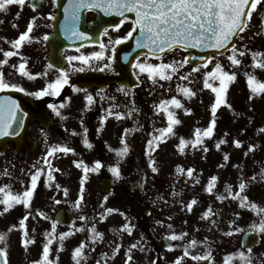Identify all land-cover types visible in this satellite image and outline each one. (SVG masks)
<instances>
[{"label": "flooded vegetation", "instance_id": "af4514ba", "mask_svg": "<svg viewBox=\"0 0 264 264\" xmlns=\"http://www.w3.org/2000/svg\"><path fill=\"white\" fill-rule=\"evenodd\" d=\"M17 13H20L18 18ZM56 14L57 0H39L38 4H35L34 0H26L23 6L14 2L7 5V11H0V21H2L0 22V49L11 50L10 44L6 40L11 41L17 38L20 33L26 30L30 19L34 18L32 43H26L20 51L28 61L29 72L48 73L46 77L39 76L31 80L21 76L16 69L11 67V65H18L21 62L19 57L13 56L8 58L7 64L3 66L7 81L22 86L26 92H34L54 80L58 76L56 71L58 68L65 69L70 73L69 83L64 86L59 96L47 95L38 99L25 92L15 90L0 92V98L10 96L17 102L20 106L18 115L23 116V127L19 129L21 134L18 142L16 144L9 142L0 157L8 156L13 160H29L30 164L42 168L46 149L51 145L67 144L76 149L75 155L69 153L59 157V153H57L54 157H49L51 164L61 166L63 171L52 173L54 180L51 182V186H47L49 183L47 181L48 170L44 172L38 180V187L29 208L26 209L23 204H16L23 207L21 211L30 212L32 209V212L36 213L33 214L35 222L29 227L28 235L35 239V243H32V249L35 250L32 251L29 247L30 244L27 248L22 246V239L27 237L23 235L18 222L17 241L21 244V250L17 251L10 243H0V248H4L7 252V264H33L34 261H40L43 245L47 242L45 232L52 231L51 225L53 222H57L56 215L61 210L67 211L74 220L69 227L66 224L57 223L56 238L50 246L51 264H75L72 258L73 250L81 241L85 243V255L80 260V264H96L98 260L100 264H125L129 246L138 240L140 243L131 252L133 260L130 264H153V262L155 264H173L177 257L182 256L185 245L193 239L199 243L191 248L190 252L203 255L207 251V245H210L213 264L222 263L226 257L236 251L244 252L241 249L237 250L235 245L228 247L225 240L222 245L218 243L216 241L217 233L213 236L206 235V232L202 234L203 225L213 224L210 220L201 219L202 191L200 184L197 183L196 172L191 178L186 173V170L191 168L187 164L198 161L196 148L189 144L181 152L178 147L181 137L186 141L194 140L195 129H202L201 112L199 108L191 109V114H185L183 94L178 93L176 88L177 84L183 83L176 80L180 74L174 75L171 81H157L154 85L146 74H139L138 70L132 67L133 77L124 78L128 83H122L121 79L119 80L121 70L113 61H111V68L104 71H99V68L106 61H92L91 67L84 66L85 71L73 72L67 60L68 56L98 51L100 43L107 45L106 56L113 55V46L109 44V39L125 36L132 29V24L129 20H125L118 31L107 28L108 33L105 35L102 30L100 36L96 35L89 44L73 49H58L48 41L53 34L52 23ZM49 16L53 18L49 19ZM96 17L97 13L94 11L87 12L85 15L87 23L93 22ZM14 24L17 27H13ZM86 30H90L88 25ZM44 35L49 37L48 40H43ZM174 55L179 57L178 60L184 57L183 53L175 51L167 54L164 57V62H171L170 56ZM4 59L3 52L0 51V60ZM144 59L140 58L141 62ZM148 62L159 63L160 61L149 58ZM73 63L77 67L80 66L78 61ZM49 64L52 65V68L47 67ZM184 68L185 66L182 69ZM119 88H124L129 95L126 97L122 92L117 91ZM74 89L76 90L74 91ZM86 94H92L95 100V103L88 108L85 107ZM101 96L104 98L101 99ZM173 96L181 100L184 105V108L175 109L176 118L181 123L174 126L175 134L168 135L166 141L159 143V147L150 156L147 141L152 139L153 135L158 134L156 129L167 127L165 114L158 113L153 106L159 104L161 100L171 99ZM49 104L57 106L64 104L65 107L60 109L61 116H57L49 109ZM133 106L136 108V112L124 119L117 120L115 116H107L109 109L114 112H129ZM102 118H106V122L103 124H101ZM13 127L15 128L16 125L14 124ZM84 128H87V138L93 145L91 149L82 143ZM125 129L132 130L126 137L130 147V151L126 155L128 168L126 171H121V177L117 179L109 171V168L120 163V160H116L115 152L122 147L121 139ZM73 132L76 134L73 135ZM45 137H47V141ZM212 143V140L203 141L204 146H211ZM59 159L62 160L58 161ZM74 160H83L90 166V169L94 167L95 161H100L103 165L102 168L95 171L90 170L87 173L84 199L79 207L75 202L80 194L83 170L74 166ZM150 160H155V166L158 168L157 173L152 172L149 166ZM178 166L185 171L177 172ZM35 167L33 171H25L27 175L4 177L0 187L10 185L6 191L22 193L29 187V173L34 172ZM103 180L110 181L112 186L110 194L100 192L99 184ZM191 180H195V183L192 184ZM56 184L61 187L57 189ZM64 189L68 190L67 196L64 195ZM0 197L3 198V193H0ZM105 197H107L106 202ZM192 199H196L197 203L193 205L191 211H188L186 204ZM57 200L60 201L59 204L55 203ZM107 208L118 212L121 210L130 212L131 219L128 218L125 221L109 219ZM37 210H40L44 217H41ZM0 213L3 212L0 210ZM26 214L30 216L28 212H24L20 214V219ZM81 215L87 217V220L81 221L79 219ZM125 223L129 224L131 228V235L127 230L121 229ZM168 224L173 226L172 229H168ZM12 225L13 223L0 224V232L10 230ZM93 225L102 234V237H98L95 243L89 239V236L92 235L90 229ZM76 229L83 230L76 231ZM64 232L72 234L63 240L62 250H58L60 248L59 234ZM182 232L188 234L183 239L173 241L165 238L173 233L179 236ZM205 238H207L208 244L203 247L202 243ZM118 245L120 246L119 251L114 253L113 249ZM168 245H173L174 250L169 251ZM244 254L245 256L249 255L245 252ZM0 264H4V261L0 260ZM181 264H197V262L185 258ZM203 264H207V262L205 261Z\"/></svg>", "mask_w": 264, "mask_h": 264}, {"label": "snow or ice", "instance_id": "6c2138e0", "mask_svg": "<svg viewBox=\"0 0 264 264\" xmlns=\"http://www.w3.org/2000/svg\"><path fill=\"white\" fill-rule=\"evenodd\" d=\"M17 3L20 6L25 5L26 0H0V11H7V5L12 3ZM261 0H69L68 5L65 7L64 11L66 13V20L70 19L71 24L66 26L65 32L70 33L68 37H78L82 40H89L90 37L85 33L79 30L77 27V22L79 20V13L81 10H98L106 16L116 15L121 17L120 23L113 25V29L118 31L120 25L124 23L125 20L131 19L133 25L132 29L129 30L125 36L119 37L116 39H109V44L112 47V53H115V46L120 45L124 41L134 38L136 41L135 47L137 49H146V58L141 62L140 58L137 57L136 62L132 64L133 69H137L139 74H146L147 78L153 82L155 85L157 81H171L173 76L180 72L186 64H188L193 57L187 56L182 60L173 59L171 62H164V57L173 53L177 50H187V49H213L216 53L220 55H225L226 53H231L226 56L227 60L230 61L232 66H240L241 60L237 57H243L245 51H241L237 48L236 44L233 43L234 38L239 37L240 33H243L246 28L249 26V21L252 18L253 11L257 8V5L260 4ZM17 18L20 13H17ZM53 17L49 16V19ZM2 22V21H0ZM261 24L264 25V20L261 21ZM13 27H17L16 24ZM35 27V19H30L27 28L24 32L20 33L17 38L11 41H7L10 44L11 50H3L4 60H0V92L5 90H15L20 92H25L27 95H31L36 98H41L43 96H59L61 90L65 85L69 83V71L65 69H57L58 76L48 82L45 87L34 92H26V90L16 84L11 83L5 79V73L3 71V66L7 64L8 58L17 56L20 59L18 65H11L13 69H16L19 75L27 77L28 79H35L39 76H47V72L42 73H31L28 71V61L21 53V49L25 46L26 43H32L33 37L32 32ZM108 29H104V34L107 35ZM133 33H138L133 37ZM48 36L44 35L43 40H48ZM243 39V37H240ZM107 45L100 43L98 51H92L89 54L81 55H70L67 57L71 70L73 72H83L85 71V65L91 67L92 61L102 62L106 61L102 67L99 68V71H104L105 69L111 68L112 55L106 56ZM78 51V50H77ZM153 57L155 60L160 61L159 63H150L148 62L147 57ZM200 65H193L191 71L186 74L179 75V80L188 81L190 85L192 81L189 79L193 73H197L201 68L207 69L208 65L215 63L213 68L210 71H205L203 73V88L210 89L212 93L215 94L214 103L210 107V112L212 114V119L209 121V125L205 129L196 128L194 132V140L186 141L183 137L179 141V150L181 152L190 144L191 147L196 148L197 146H203L204 138H211L214 135L216 120L215 115L218 108L222 105H227L226 94L229 88V85L236 80V72L226 71L224 66L219 62L217 56L210 57H200ZM252 66L257 69H264V53L253 52L252 53ZM79 62L80 66L77 67L73 62ZM48 68H52V65H47ZM246 83L248 85L250 95L249 99H252L254 95L264 94V81L258 80L256 75L253 73H245ZM139 78V76H138ZM218 82V83H216ZM177 92L182 93L183 96L187 99H191L196 96L197 93L190 87L177 84ZM76 89H74L75 91ZM117 91L122 92L126 97L129 95L128 91L124 88H119ZM99 95V93H97ZM104 97L101 96V99ZM86 105L88 108L95 103L94 96L92 94H86L85 96ZM64 104L59 106L54 104H49L48 108L51 109L57 116H61L60 109L64 108ZM158 113H164L167 120V127L156 129L157 135H153L152 139L147 141L148 153L151 156V153L159 147V143L165 142L168 135H174V126L181 123L179 119L176 118L175 109L184 108V105L181 103V100L177 99L176 96H173L171 99L161 100L159 104L153 106ZM228 107H231L228 105ZM185 114H191V109L184 108ZM20 112V106L15 100L10 96L0 99V136L7 135H18L19 129L23 127V116L18 115ZM136 112V108L133 106L129 112H114L112 109L107 111V116H115L117 120L124 119L126 116H131ZM63 118V117H62ZM106 122V118L101 119V124ZM83 123V121H81ZM16 125L13 128V125ZM131 129H125L122 134L121 145L115 155L118 158L126 157L130 151L129 144L127 142V135L131 132ZM261 132H264V128L260 129ZM76 133L73 132V135ZM227 135V134H226ZM47 141V137H45ZM82 143L88 149L93 147L92 143L89 142L87 138V128H84V136ZM227 140H220L216 145V149L220 150L221 145L226 144ZM236 147H242V143L239 139H236L232 142ZM255 145H250L248 152L254 151ZM203 151L207 152V147H203ZM248 152H245V156L248 155ZM57 153L69 154L72 153L75 155V149L68 146L67 144H53L46 149L45 155L43 157V164L47 166L48 174L47 181L49 182L47 186H51V182L54 180L53 172H58L60 169H54L51 164L49 157H54ZM230 154L224 153L223 160L225 164L229 161ZM155 160H150L149 166L153 173L158 172V168L155 166ZM74 166L77 168H82L83 176L80 180V194L75 202L76 206L79 207L82 203L84 196V184L87 178V173L92 170H98L103 167L100 161H95L94 167L90 169V166L85 163L83 160H74ZM224 164L217 165V167H224ZM35 167V166H34ZM109 171L114 177L119 179L121 177V168L119 164L115 167H110ZM184 169L177 167V172H183ZM194 169L189 168L186 170L187 176L189 178L193 177ZM45 169L35 167L34 172L29 173L30 184L22 193H13L11 191H6L10 188V185H5L0 187V193H3V198L0 199V204L5 206L4 211H7L13 204H23L27 209L30 207L31 199L34 196V192L38 187V180L44 174ZM7 175V170H5ZM260 178L264 180V169L261 170ZM219 177L213 175L209 178V182L206 186V191L209 194H212L213 188L215 187L216 182ZM255 176L252 177L254 181ZM198 183V181H197ZM61 186L56 184V188L59 189ZM247 187V182L244 179H241L238 184V191L233 192L232 186L229 185L225 188L227 193V198L232 200H239L240 208H247L249 210H257L259 206L249 200L247 195H241ZM68 190L64 189V195L67 196ZM224 195H218L217 200L223 202L225 200ZM105 202L107 197L104 198ZM11 202V203H10ZM55 203L59 204L60 201L57 200ZM197 203L196 199H192L189 203L186 204L188 211L192 210L193 205ZM108 213H112L116 210L112 208H107ZM37 213L44 217V214L37 210ZM219 213L215 212L210 205L202 214V220H210V222L215 225L217 220L210 219L212 217H217ZM236 219L239 218V213L235 214ZM28 219V214L22 217L19 220V226L24 230V236L26 239H22V246L27 248L29 244L35 243L34 237H28L27 227L25 221ZM81 221H86L87 217L81 215L79 217ZM57 222H53L51 225V232L46 231L45 236L47 237V242L43 245L42 255L40 261H34L33 264H51L49 259L50 256V246L52 245L55 236V229L57 227ZM159 223V222H158ZM186 223V222H185ZM235 224V220L229 222V227L231 228ZM12 228H16V225H12ZM172 225L168 224V229H172ZM251 228L254 232L264 233V214L260 215L258 223L251 225ZM122 230H127L128 234L131 235V228L129 224L125 223L121 226ZM83 229H76V231H82ZM35 230L33 229V232ZM236 232L242 231L240 228H235ZM92 233L89 236V239L95 243L98 237H102V234L98 232L95 225L90 229ZM70 232H64L59 234L60 248L62 250L63 240L71 235ZM233 232L229 231L226 235H232ZM188 234L182 232L179 236L173 233L170 236L165 237L170 240H179L183 239ZM5 237L0 234V242L4 241ZM140 241L131 244L129 246L128 253L126 254L125 264H130L133 260L131 252L139 245ZM199 242L195 239L191 240L187 245H185L181 257H177L173 264H181L182 260L185 258L191 259L197 264H213V255L211 252L210 245H207V238H205L204 243L207 245V251L203 255H196L190 252L191 248H194ZM119 245L113 249L114 253H118ZM168 250H174L173 245L167 246ZM85 243L83 241L75 247L73 250V260L75 264H80V260L85 255L84 253ZM94 250V249H93ZM143 251V249H141ZM249 255L245 256L244 252H239L236 255L241 260L242 264H251V249L248 250ZM7 252L4 248H0V260L4 261V264H7L6 260ZM234 256H228L224 260V264H231ZM96 264H100L98 260ZM155 264V262H153Z\"/></svg>", "mask_w": 264, "mask_h": 264}, {"label": "rangeland", "instance_id": "374dc122", "mask_svg": "<svg viewBox=\"0 0 264 264\" xmlns=\"http://www.w3.org/2000/svg\"><path fill=\"white\" fill-rule=\"evenodd\" d=\"M262 20H264V0H261L260 4L257 5V8L252 13L248 28L241 34L243 39L240 38L239 46H237L241 51H245L243 57H237L241 60V65H231L230 61L226 58L231 53L219 58V62L224 66L226 71L236 72V80L229 85L226 94L227 105H222L218 108L215 115L216 125L214 132L216 144L222 139L227 140V143L221 145L220 150H217L216 147L213 150L207 147V152L203 151V147L205 146L196 147L198 163H196L197 168L195 171L198 172L197 176L198 180L201 181L202 188L206 189L211 176L217 175L219 177L212 194H209L212 195L209 206L211 205L213 210L219 213L218 219L220 221L231 219L237 223V225L234 224L232 226L233 234L225 238L228 247L230 245L233 247V242H238V237L243 232L253 231L251 225L258 223L260 215L264 214V180L260 178L261 170L264 169V132L260 131L261 128H264V94L254 95L252 99H249L252 94L245 85V73H253L258 80L264 81V69H257L252 66V53H264V25L261 24ZM178 58L177 55L170 56L171 61L173 59L178 60ZM215 62L214 60L213 63L209 64L207 69H201L199 72L193 73L189 78L192 81L190 85L188 81H181L176 77L177 81L183 82L181 85L188 86L197 93L191 99H187L183 95L182 98H184L186 108L192 110L200 108L202 127L209 125V121L212 119L210 107L215 99V94L210 89L203 88V73L210 71ZM188 72H190L189 68L185 67L184 69H180L179 74H186ZM237 79L244 83L240 85V89L235 85L238 83ZM174 86L176 85L174 84ZM228 105L231 107H228ZM185 118H188V116H185ZM236 139L241 141L242 147L234 146L232 142ZM250 145H255V150L248 152ZM245 152H248L247 156H245ZM224 153L230 154L229 161L226 164L223 160ZM61 155L59 153V157ZM60 160L62 159L58 161ZM116 160H120L121 171H126L128 168L127 158H118L116 156ZM220 164H224L225 166L218 168L217 165ZM52 167L63 171L61 166L52 165ZM33 168L34 165L30 164L29 160H13L8 156L0 157V179L2 180L4 177L27 175L25 171H33ZM42 168L48 170L46 165H42ZM5 170H7V175L5 174ZM253 176L256 177L254 181L252 180ZM241 179L247 182V187L241 195H247L250 201L255 202L259 206L257 210L240 208L239 200L230 199L231 202L227 201L229 198H227L225 188L231 185L233 192L238 191V184ZM191 183L194 184L195 180H191ZM220 190L224 192L222 193ZM218 195H224L226 197L225 200L223 202L217 200L216 197ZM0 199L2 198L0 197ZM203 200L205 201L206 199ZM4 208L5 206L0 204V210L3 212L0 213V224L9 225V223H13L17 227L11 228L8 231H1L0 234L5 237V240L0 243H10L19 251L21 250V244L17 241V237L20 214L24 212L30 213L33 210L31 209L30 212L27 210L21 211L23 207L16 204H13L7 211H4ZM121 212H112L110 215L112 214V218H114V215L120 220L118 215L120 213L124 219H121V221H125L128 218L131 219L130 212L124 210H121ZM200 212L203 214L202 206L200 207ZM236 213H239L238 219H236ZM95 218L98 219V217ZM211 219H216V217H212ZM216 226L217 224L211 225L210 223L203 225L202 234L206 232V235L213 236L217 233L216 241L222 245L224 243L222 236L227 235L223 233L224 229L216 228ZM224 227L225 229L230 228L229 222H226ZM237 227L242 229V231L236 232L235 228ZM259 235L261 236L262 246L252 255L251 264H254L256 260L259 262L258 264H264V233H259ZM29 247L32 249L33 244H30ZM34 250L32 249V251ZM234 255L237 257L236 253ZM220 264H224V261Z\"/></svg>", "mask_w": 264, "mask_h": 264}, {"label": "water", "instance_id": "95a60500", "mask_svg": "<svg viewBox=\"0 0 264 264\" xmlns=\"http://www.w3.org/2000/svg\"><path fill=\"white\" fill-rule=\"evenodd\" d=\"M104 21L105 20L103 19H99V22L101 23L99 25L102 26L103 25L102 23ZM237 38L238 37L234 38L233 43H235ZM58 44L59 46L62 47V46H69L73 43H68V44L66 43V45H63L61 42L58 41ZM187 50L192 52L190 56L193 57V59L189 62V64H192V65H200L202 63L201 60L199 59L200 57H210L211 55L220 56V54L216 53L215 50L213 49H187ZM146 53H147L146 49H137V48L136 50L132 52L133 57L137 55H141V54H146ZM256 241H257V236H255L254 234L248 233L242 236L240 244L241 246L250 248L251 246H254L255 244H257Z\"/></svg>", "mask_w": 264, "mask_h": 264}]
</instances>
